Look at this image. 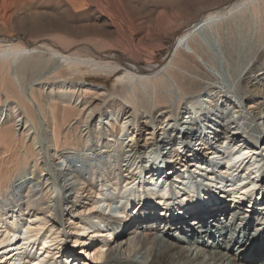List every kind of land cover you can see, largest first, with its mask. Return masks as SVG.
Instances as JSON below:
<instances>
[{
    "label": "bare ground",
    "instance_id": "6f19581e",
    "mask_svg": "<svg viewBox=\"0 0 264 264\" xmlns=\"http://www.w3.org/2000/svg\"><path fill=\"white\" fill-rule=\"evenodd\" d=\"M38 1L0 30V264H264V0Z\"/></svg>",
    "mask_w": 264,
    "mask_h": 264
},
{
    "label": "rangeland",
    "instance_id": "374dc122",
    "mask_svg": "<svg viewBox=\"0 0 264 264\" xmlns=\"http://www.w3.org/2000/svg\"><path fill=\"white\" fill-rule=\"evenodd\" d=\"M38 2H44V1H41V0H39ZM11 3H12V5H11ZM14 2H13V0H0V30L3 32V33H5V34H7V35H15V34H17V35H19V36H23V32H22V30H20V29H18L16 26H15V18H14V15H13V10H15V8H16V4H14ZM15 6V7H14ZM25 7V6H24ZM23 7V8H24ZM12 12V13H11ZM12 15V16H11ZM3 27H5V29L3 28ZM165 53V51H164V49L163 50H160L157 54H159L158 55V57L159 58H161L162 56H163V54ZM113 56H115V57H118V58H125V56H123L122 54H119L118 52L116 53V52H114V54H112ZM90 79L93 81H96V82H102V83H105L106 85H108V87L112 84V81L114 80V78L113 77H110V78H106V77H101V76H91L90 77ZM259 142V141H258ZM256 147V146H255ZM257 147H260V145H257ZM258 149V148H257ZM257 149H256V152H258L257 151ZM168 149L167 148H165V151H167ZM264 162V161H263ZM160 164H164V161L163 162H160ZM257 165H259V164H256V167H257ZM261 167H263L264 168V163H263V165H261ZM197 182H199L200 183V180L199 181H197ZM234 203V202H233ZM235 205H237V203L235 202L234 203ZM250 212V211H249ZM238 213V212H237ZM251 213V212H250ZM236 216V215H235ZM256 217V216H255ZM255 217H250L249 215H246L245 213H244V221L245 222H247V223H249V221L250 222H253L254 221V218ZM260 219H262V218H258V219H256L255 218V221H254V223L255 222H258V221H260ZM72 242L73 241H70L68 244H66V245H64V246H68V247H72V246H74L73 244H72ZM78 249H80V245L78 244ZM79 257L81 258V260L83 259V260H88L90 263H92V261L91 260H89L88 259V255H87V252L86 251H81L80 253H79Z\"/></svg>",
    "mask_w": 264,
    "mask_h": 264
}]
</instances>
